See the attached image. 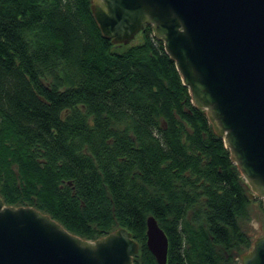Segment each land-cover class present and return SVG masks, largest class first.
Masks as SVG:
<instances>
[{
  "label": "trees",
  "instance_id": "1",
  "mask_svg": "<svg viewBox=\"0 0 264 264\" xmlns=\"http://www.w3.org/2000/svg\"><path fill=\"white\" fill-rule=\"evenodd\" d=\"M0 196L94 240L124 227L132 264H238L257 201L175 61L145 23L105 37L92 0H0Z\"/></svg>",
  "mask_w": 264,
  "mask_h": 264
},
{
  "label": "water",
  "instance_id": "2",
  "mask_svg": "<svg viewBox=\"0 0 264 264\" xmlns=\"http://www.w3.org/2000/svg\"><path fill=\"white\" fill-rule=\"evenodd\" d=\"M105 37L127 43L145 23L175 61L250 188L264 200V0H92ZM146 245L166 264L168 240L153 215ZM138 243L118 227L94 240L32 206L0 196V264H132ZM264 264V234L241 255Z\"/></svg>",
  "mask_w": 264,
  "mask_h": 264
},
{
  "label": "rangeland",
  "instance_id": "3",
  "mask_svg": "<svg viewBox=\"0 0 264 264\" xmlns=\"http://www.w3.org/2000/svg\"><path fill=\"white\" fill-rule=\"evenodd\" d=\"M249 212H250V218L247 221H245L244 228L251 236L253 243L256 237H260L261 235L264 234V229L262 224V214L261 211L259 210L257 201H254L250 205ZM238 261H239L238 264H242L241 257L239 258Z\"/></svg>",
  "mask_w": 264,
  "mask_h": 264
}]
</instances>
